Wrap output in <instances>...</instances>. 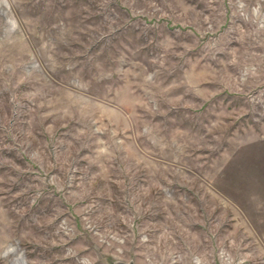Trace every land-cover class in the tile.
Returning <instances> with one entry per match:
<instances>
[{
    "label": "rangeland",
    "instance_id": "374dc122",
    "mask_svg": "<svg viewBox=\"0 0 264 264\" xmlns=\"http://www.w3.org/2000/svg\"><path fill=\"white\" fill-rule=\"evenodd\" d=\"M264 264V0H0V264Z\"/></svg>",
    "mask_w": 264,
    "mask_h": 264
},
{
    "label": "water",
    "instance_id": "95a60500",
    "mask_svg": "<svg viewBox=\"0 0 264 264\" xmlns=\"http://www.w3.org/2000/svg\"><path fill=\"white\" fill-rule=\"evenodd\" d=\"M118 264H130V263H118Z\"/></svg>",
    "mask_w": 264,
    "mask_h": 264
}]
</instances>
